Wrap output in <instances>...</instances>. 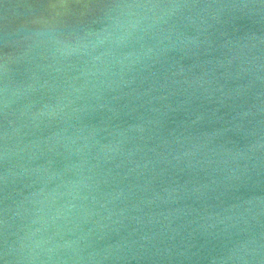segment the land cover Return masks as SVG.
Wrapping results in <instances>:
<instances>
[{"label":"water","instance_id":"95a60500","mask_svg":"<svg viewBox=\"0 0 264 264\" xmlns=\"http://www.w3.org/2000/svg\"><path fill=\"white\" fill-rule=\"evenodd\" d=\"M0 264H264V0H0Z\"/></svg>","mask_w":264,"mask_h":264}]
</instances>
